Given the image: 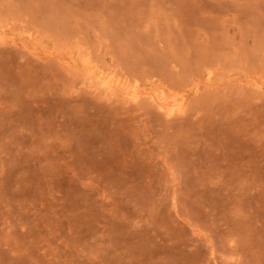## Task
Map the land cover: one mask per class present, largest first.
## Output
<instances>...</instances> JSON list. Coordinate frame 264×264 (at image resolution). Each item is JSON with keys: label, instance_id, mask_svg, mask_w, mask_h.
<instances>
[{"label": "rangeland", "instance_id": "374dc122", "mask_svg": "<svg viewBox=\"0 0 264 264\" xmlns=\"http://www.w3.org/2000/svg\"><path fill=\"white\" fill-rule=\"evenodd\" d=\"M0 264H264V0H0Z\"/></svg>", "mask_w": 264, "mask_h": 264}, {"label": "bare ground", "instance_id": "6f19581e", "mask_svg": "<svg viewBox=\"0 0 264 264\" xmlns=\"http://www.w3.org/2000/svg\"><path fill=\"white\" fill-rule=\"evenodd\" d=\"M167 95V94H166ZM157 96V95H156ZM155 96V97H156ZM159 96H161V95H158V97ZM157 98V97H156ZM160 98V97H159ZM170 98V97H169ZM161 100H162V102H160L159 104H157L158 105V107L161 109V110H165L166 109V103H167V101H166V97H165V95H164V93L162 94V97L160 98ZM158 101H159V99H157ZM172 100V99H171ZM152 101L154 102V103H157V101H156V99L155 98H152Z\"/></svg>", "mask_w": 264, "mask_h": 264}]
</instances>
